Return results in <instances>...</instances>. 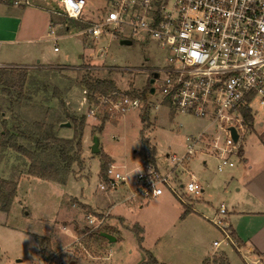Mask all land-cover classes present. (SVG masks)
I'll return each instance as SVG.
<instances>
[{
    "label": "rangeland",
    "instance_id": "obj_1",
    "mask_svg": "<svg viewBox=\"0 0 264 264\" xmlns=\"http://www.w3.org/2000/svg\"><path fill=\"white\" fill-rule=\"evenodd\" d=\"M29 4L25 8L32 12L37 30L33 35L36 42L27 52L36 53V56L31 66H22L23 63L15 59V63L0 67L7 69L8 73L6 80H0V130L3 126L8 130L15 127L18 132L30 131L31 135H35L38 130L34 124L37 123L44 126L45 133L50 128L59 137H75L70 153L74 163L63 183L41 180L27 176L30 160L7 147H0V179L16 182L15 195L8 209L0 210V264H56L60 256H64L68 264H91L84 260L85 256L92 254L88 241L94 238L105 243V239L98 233L83 238L79 236L88 228V215H93L87 205L101 213L109 211L110 214L100 230L114 234L112 236L116 241L109 245L111 253L108 261L104 260L105 264H133L139 259L140 251L156 243L151 242L153 237L158 238L160 251L168 252V258L180 264L185 257V249L192 251L193 244L185 248V228L188 230L185 219L168 232L165 231L167 220H171L174 213L181 217L186 207L192 208L190 213L194 210L208 218L217 215L221 202L229 209V195L236 186L233 181L227 186L224 184L229 169L217 172L218 159L197 152L183 167H176L175 176L186 183L189 177L185 171L190 172L204 189L198 198L185 197V204L182 205L174 194L165 190L164 195L151 198L141 206L138 198H135L133 206L118 202L128 194L137 171L149 164L148 151L154 150L151 164L164 174L165 170L175 167L167 156L180 157L186 150L188 137L197 136L205 128L214 134L216 125H210L204 118L174 112L170 107L158 103V86L165 77L160 70L166 65L168 51L155 40L148 39L142 31L131 37L130 45H120L113 39L102 57L91 56V43L78 34L82 23L68 22L62 15L53 13L59 9V0H29ZM1 10L5 13L0 14L8 11ZM104 11L101 4L92 2L81 19L92 22ZM54 23L62 25V29L57 25L54 27L59 35L56 52L51 38L47 37V31ZM103 44L105 46L106 40ZM10 54L12 51L0 48V61L7 62L5 58ZM14 70L25 72L22 80L14 78L18 74ZM153 70L157 71L158 77L150 84ZM87 78L110 79L115 89L137 96L146 93L148 86H153L155 92L150 94L148 91L146 99L157 108L142 105L118 119L102 115L94 119L86 113L85 105L80 106L82 91L86 89L82 84ZM6 83L15 84L10 86ZM17 83H22L20 90ZM251 108L255 119L260 120L264 107L254 100ZM65 122H69L70 126L60 127ZM94 138L99 143L97 154L90 152ZM19 144L33 150L31 141L19 140ZM103 156L113 163L115 173L123 166L130 181L128 186L124 184L126 191L120 189L119 193H115L100 189ZM38 160L45 164H60V159L48 151L40 153ZM224 186L228 195L224 193ZM120 207L125 211V226L131 222L142 229L144 245L136 242V231L132 228L126 231L123 223L113 220L117 219L115 213ZM114 223L117 225L106 227ZM142 226H146L144 230ZM180 230L181 235L178 234ZM212 230L219 237L214 236L220 239L221 233L216 228ZM72 233L80 238L76 245L69 246L68 242L72 243L74 238L71 237ZM65 246L69 247L61 249ZM220 249L226 253L229 264H244L241 254L227 242ZM43 251L50 254L49 257L54 256V261H46ZM209 261L212 264H225L218 255Z\"/></svg>",
    "mask_w": 264,
    "mask_h": 264
},
{
    "label": "built area",
    "instance_id": "obj_2",
    "mask_svg": "<svg viewBox=\"0 0 264 264\" xmlns=\"http://www.w3.org/2000/svg\"><path fill=\"white\" fill-rule=\"evenodd\" d=\"M92 2L101 4L105 11L97 20L83 21L81 17ZM59 5L54 14L82 23L78 34L91 43V56L102 57L110 41L131 40L138 31L167 49L166 65L160 70L165 77L158 86V103L216 125L214 134L205 128L188 137L180 157L167 156L175 167L164 174L151 163L143 165L134 176L133 195L145 202L168 190L182 205L185 197L198 198L203 189L190 172L183 168L189 177L186 183L175 176L176 167H183L197 152L215 156L217 172L234 167L233 157L246 133L243 110H251L254 100L264 106V0H59ZM55 25L62 29L54 23L47 37L56 52L59 35ZM82 94L80 106L85 105L86 113L94 119L98 115L118 119L142 105L157 108L147 99L118 89L106 94L84 89ZM229 127L235 129L237 142H233ZM107 166L101 190H116L128 181L125 171L118 175L113 163ZM224 213L225 206L220 205L218 214ZM104 221V215H88L82 238L100 230ZM212 222L229 235L221 219ZM254 264H262V260Z\"/></svg>",
    "mask_w": 264,
    "mask_h": 264
},
{
    "label": "crops",
    "instance_id": "obj_3",
    "mask_svg": "<svg viewBox=\"0 0 264 264\" xmlns=\"http://www.w3.org/2000/svg\"><path fill=\"white\" fill-rule=\"evenodd\" d=\"M27 5H30L29 0H0V13H5L1 8L8 10L6 14H0V48L12 51V54L5 58L7 62L0 61V65H11L15 63V59L21 61V63H23L21 64L22 66L33 65L32 63L36 53H30L27 52V50L33 47L36 42L33 35L37 29L34 18L32 17V12H30L28 8H25ZM46 28L47 27H45L44 30H46ZM17 49L20 50L17 51ZM251 111L252 109L250 112ZM262 115L263 117L260 120H256L252 115L253 121L250 127L246 126L247 130L240 145V151L237 153L236 157H233L234 167L226 168L229 169L230 172L227 174L224 184L227 186L231 181L236 184L234 192L229 195L230 208L228 209L224 202H221L219 207L220 205L225 206V213L222 215H219L217 210L216 216L213 214L211 218H208L202 213L200 215L194 212V210L193 213H190L189 211L192 209L190 208L184 216L178 217L177 213H174L173 218L167 220L169 223H167V226H169L165 227V231L168 232L169 229L175 228L181 220L185 219V227L187 225L188 228V230L185 228V248L186 245L193 244L192 251H186L185 249V257L180 260V264H203L206 258L213 260L216 255L225 257L228 262L226 253L220 249L224 242H227L236 252L241 254L244 264H254L257 259H261L262 264H264V112ZM203 162L205 163L206 161L204 160ZM122 171L123 166H121L120 170L115 174L119 175ZM129 182L130 181L119 184L116 190L112 191H115V193H119L120 189H122L121 191H126L125 185L128 186ZM130 186L131 189L128 188L129 192L126 197L118 203H127L129 206H133L135 198H138L140 199L139 206H141L144 201L140 197L133 195L134 184L131 183ZM164 193L165 192H163L162 195H164ZM224 193L228 195L225 186ZM87 206L93 211V215L99 216L102 214L105 218L110 216L109 211L101 213L93 207ZM117 212L118 214H116ZM117 212L115 213L117 219L113 220L123 223L122 225L125 226L126 218L124 217V209L120 207ZM218 218L223 221L224 227L229 235H224L223 231L212 222ZM191 222H193V224L189 225ZM114 225L116 226L117 224L114 223L113 226L106 225V227H114ZM132 226L133 224L129 222L125 226L126 231H129ZM143 227L146 226H142V228ZM215 228L221 233L220 239L216 238L219 236H216L212 230ZM65 231L68 232V230ZM180 232H182V230L178 232V234L181 235ZM81 235L82 232L79 236ZM72 236L74 237L73 242H68L69 246H71V244L72 246L77 244L74 242L77 237L73 235V233L71 237ZM135 238L137 240V237ZM143 240L144 237L140 243L144 245L145 240L142 242ZM152 241L156 243L148 248L146 247L145 250H149L160 263H176L175 260L168 258V252L165 253L163 250L160 251L158 238L153 237L151 242ZM89 242V249L92 254L85 256L84 260L91 264H105L104 260L108 261V255L111 253L109 247L111 243L106 239L104 243L94 238L88 241V243ZM136 242L138 243V241ZM69 246H65L61 249ZM61 249L59 250L61 251ZM144 257V252L140 251L139 259L133 264H139L143 261ZM52 259L54 261V256L49 257L47 261ZM58 260L56 264L69 263L65 260L64 256H60ZM209 262L212 264L211 261Z\"/></svg>",
    "mask_w": 264,
    "mask_h": 264
},
{
    "label": "trees",
    "instance_id": "obj_4",
    "mask_svg": "<svg viewBox=\"0 0 264 264\" xmlns=\"http://www.w3.org/2000/svg\"><path fill=\"white\" fill-rule=\"evenodd\" d=\"M66 21H68L66 19ZM69 22V21H68ZM18 72L14 78L23 79L25 72L21 70H14ZM10 72V71H8ZM8 77L7 69L0 68V80L1 78L5 79ZM85 79V78H84ZM8 80V79H7ZM5 84V83H4ZM7 85L13 86L15 83H6ZM19 85V90L21 89L22 83H17ZM88 92L93 94H106L110 91L115 90L114 82L110 79H90L87 78L82 84ZM151 86L147 87L146 93H143L140 99L145 101L147 92ZM244 120L247 127H250L252 124V113L250 109L243 110ZM34 127L38 130L37 134L31 135L30 131H20L18 132L15 127L14 129L8 130L5 126L0 130V147H7L17 155L22 156L30 160V163L27 165L26 174L29 177H35L41 180L54 181L58 183H63L66 178V175L70 171L72 164L74 163L73 157L70 153L73 151L74 138H62L57 136L52 132V129L49 128V131L44 132V126L41 124H34ZM33 139V140H32ZM19 140L24 142H32L33 150H29L26 146L19 144ZM76 145V144H75ZM48 151L53 153L56 157L60 159L59 165L45 164L42 161L38 160V155ZM240 151V147L238 153ZM154 150L148 151V163L154 161ZM108 163L111 161L103 156V163L100 171V179H105V174L108 168ZM16 182L11 180L0 179V210L6 211L11 203L12 198L15 195ZM190 208L183 209L181 216H184ZM136 231L138 243L142 240V229L136 225L132 227ZM101 230L93 232V234H99ZM144 259L139 264H166L160 263L149 251L144 250ZM44 259L47 261L50 254H46V251L42 252ZM220 257V256H219ZM222 257V256H221ZM225 264H229L226 261L225 257H222ZM209 263V259L206 258L203 261V264Z\"/></svg>",
    "mask_w": 264,
    "mask_h": 264
},
{
    "label": "water",
    "instance_id": "obj_5",
    "mask_svg": "<svg viewBox=\"0 0 264 264\" xmlns=\"http://www.w3.org/2000/svg\"><path fill=\"white\" fill-rule=\"evenodd\" d=\"M119 44H120V45H126V46H127V45H130V44H131V40H128V39H122V40L119 41ZM157 75H158V73H157V72H154L153 77H152V78L150 79V81H149L150 84H153V83H154V80L157 78ZM149 93H150V94H153V93H154V87H153V86L150 87V89H149ZM66 126L69 127V126H70V123H69V122H65V123H61V124H60V127H66ZM228 129H229V131H230L231 138H232L233 142H237L238 135H237L235 129H234L233 127H229ZM98 144H99V143H98L97 138H94V139H93V143H92V145H91V147H90V152H91L92 154H97V153H99V147H98ZM99 236H101V237H103L104 239H106L109 243H112V242L115 241V237L112 236V235H110V234H108V233H106V232H100V233H99Z\"/></svg>",
    "mask_w": 264,
    "mask_h": 264
},
{
    "label": "flooded vegetation",
    "instance_id": "obj_6",
    "mask_svg": "<svg viewBox=\"0 0 264 264\" xmlns=\"http://www.w3.org/2000/svg\"><path fill=\"white\" fill-rule=\"evenodd\" d=\"M153 74H154V71L151 72L150 79L153 77ZM157 77H158V75H157ZM154 82H155V80H154Z\"/></svg>",
    "mask_w": 264,
    "mask_h": 264
}]
</instances>
